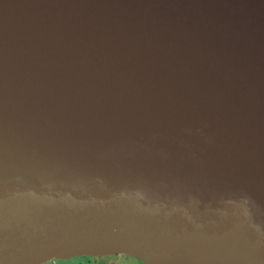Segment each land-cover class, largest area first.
<instances>
[{
	"label": "water",
	"instance_id": "95a60500",
	"mask_svg": "<svg viewBox=\"0 0 264 264\" xmlns=\"http://www.w3.org/2000/svg\"><path fill=\"white\" fill-rule=\"evenodd\" d=\"M264 264V0H0V264Z\"/></svg>",
	"mask_w": 264,
	"mask_h": 264
},
{
	"label": "rangeland",
	"instance_id": "374dc122",
	"mask_svg": "<svg viewBox=\"0 0 264 264\" xmlns=\"http://www.w3.org/2000/svg\"><path fill=\"white\" fill-rule=\"evenodd\" d=\"M44 264H51V262H46ZM56 264H141L139 261L126 257V256H116V257H97L93 259L89 258H71L65 261H56Z\"/></svg>",
	"mask_w": 264,
	"mask_h": 264
},
{
	"label": "built area",
	"instance_id": "2783aa9c",
	"mask_svg": "<svg viewBox=\"0 0 264 264\" xmlns=\"http://www.w3.org/2000/svg\"><path fill=\"white\" fill-rule=\"evenodd\" d=\"M50 262H51V264H56V261L55 260H52Z\"/></svg>",
	"mask_w": 264,
	"mask_h": 264
},
{
	"label": "flooded vegetation",
	"instance_id": "af4514ba",
	"mask_svg": "<svg viewBox=\"0 0 264 264\" xmlns=\"http://www.w3.org/2000/svg\"><path fill=\"white\" fill-rule=\"evenodd\" d=\"M119 256H121V255H119ZM116 257V256H115Z\"/></svg>",
	"mask_w": 264,
	"mask_h": 264
},
{
	"label": "trees",
	"instance_id": "16d2710c",
	"mask_svg": "<svg viewBox=\"0 0 264 264\" xmlns=\"http://www.w3.org/2000/svg\"><path fill=\"white\" fill-rule=\"evenodd\" d=\"M85 258V257H84ZM89 259H91V258H89Z\"/></svg>",
	"mask_w": 264,
	"mask_h": 264
}]
</instances>
